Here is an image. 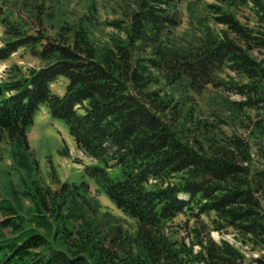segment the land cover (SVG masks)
I'll return each instance as SVG.
<instances>
[{"label":"trees","instance_id":"16d2710c","mask_svg":"<svg viewBox=\"0 0 264 264\" xmlns=\"http://www.w3.org/2000/svg\"><path fill=\"white\" fill-rule=\"evenodd\" d=\"M4 2L0 61L24 49L39 63L0 81V140L26 159L47 106L123 213L88 180L35 182L31 213L0 200V264H264V0L205 1L190 33L176 0H116L105 42L96 0L75 19L58 0ZM207 91L222 98L204 109Z\"/></svg>","mask_w":264,"mask_h":264},{"label":"rangeland","instance_id":"374dc122","mask_svg":"<svg viewBox=\"0 0 264 264\" xmlns=\"http://www.w3.org/2000/svg\"><path fill=\"white\" fill-rule=\"evenodd\" d=\"M11 0H5L9 3ZM59 6L65 10L66 15L63 18L75 19L78 14L87 11L91 0H58ZM99 2V17L100 23L94 29V35L99 42H105L114 28L107 24L106 20L113 17L111 7H115L116 0L107 1L96 0ZM205 1L215 0H176L177 9L182 13V23L178 27V32L190 33L196 28H193V22L198 19L199 11H203V4ZM4 2V3H5ZM3 3V0H0ZM6 6V4H5ZM191 7L195 11L194 16L191 15ZM61 14V12H59ZM239 17L246 23L253 24L256 21V16L250 6H244L239 10ZM60 16L57 14L55 20L59 22ZM193 21V22H192ZM209 24L213 28H219L213 19H209ZM4 27L0 23V46L2 45V35ZM13 63L28 67L39 63V60L25 52L24 49L15 52L10 59L0 63V81L6 78L9 74V66ZM66 85L65 79H60L56 84L53 83L55 91L62 93ZM233 97L238 98L239 95L234 94ZM222 95L217 92L207 91L197 96L201 107L206 109L221 101ZM218 105V104H217ZM28 137L31 146L27 150L28 157L26 159L16 158L12 146L6 140H0V200L3 197L11 198L16 207L31 213L32 198L30 195L25 194L24 190L35 189V182L40 185H51L52 187H59L63 180H88L91 184L92 192L97 194L100 202L102 203V210H112L113 212L122 215L121 210H118L111 199L104 193L97 189L99 184L96 179L88 175L84 169L85 165L95 162L96 159L86 154L81 150L73 138L68 133L67 126L54 120L47 106L41 107L34 115L33 121L28 125ZM65 147L69 150L68 153L63 154L62 149ZM17 161L14 162V160ZM29 162L32 166L28 169L25 162ZM30 186V187H29ZM97 188V189H96ZM100 192V193H99ZM28 213V214H29ZM4 217L0 213V219ZM8 233V232H7ZM11 234V233H9ZM212 235L219 239L220 233L212 231ZM226 237L232 239V234H225ZM249 247V245L247 246ZM244 251L248 256H255L259 251L248 250Z\"/></svg>","mask_w":264,"mask_h":264}]
</instances>
